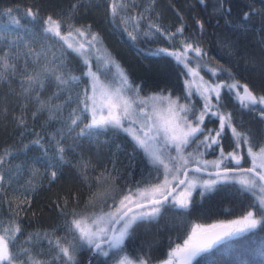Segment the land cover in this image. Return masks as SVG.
Returning a JSON list of instances; mask_svg holds the SVG:
<instances>
[{"label":"snow or ice","instance_id":"obj_1","mask_svg":"<svg viewBox=\"0 0 264 264\" xmlns=\"http://www.w3.org/2000/svg\"><path fill=\"white\" fill-rule=\"evenodd\" d=\"M199 2L205 4L206 0ZM152 3L154 4L155 0H152ZM224 3L225 0H217L215 11L223 15L225 25L233 32L246 33L252 24L253 14L261 17L260 27L264 32V8H250L242 14L239 23H234L229 18L231 8L226 9ZM72 7L76 8L77 5ZM127 7L124 0H112L110 13L114 18L119 17ZM3 11L10 17L11 24L25 29L26 45L35 35L56 40L61 45L62 55H75L84 69L79 74L63 71L61 69L66 65L61 61L58 68L45 67L35 74L29 70L26 63L20 72L23 93L28 97L35 93L39 111L48 112L42 128H52L43 135L35 133L36 138L30 141V144L38 146L39 158L31 164L26 161L23 166L24 169H30L28 183L31 187L24 188L21 185L25 197H30L37 191L39 185L33 179L36 175H47L50 182L59 178L62 169L71 164L67 154L79 146L77 141L106 136L109 132L124 133L130 139L134 152L140 151L145 157L148 176H142L140 180L130 184L119 201L112 196H106L105 203L109 199L112 200L108 211L82 214L73 209L70 213L72 219L65 221L63 225L66 232L64 237L53 239L48 233L43 236L39 232L29 233L18 245L17 240L23 234V229L14 218L8 221L0 219V264H80L78 255L84 248L93 254V258L99 256L111 259L112 264H150V253H145L144 256L137 254L133 259L127 251L126 242L134 227L138 223L158 221L163 211L169 207L191 209L197 203L194 192H198L199 197L204 199L224 185L237 186L238 192L252 196L248 210L226 224L209 226L211 229H220L210 236L204 235L203 226L191 225L188 238L182 244H175L170 248L166 254L167 259L159 264H191L192 259L200 254L226 248L234 240L255 230L264 229V128L260 130L261 137L258 138L251 129L240 131L233 126L232 113L222 115L211 110L213 99L217 108L222 106L223 90L232 95L241 110L256 113L264 124V94L255 93L247 84L242 85L230 69L220 66L209 69V72L213 77L226 73L228 79L209 84L204 91L199 87L193 90L190 81H184V98L189 99L188 104H180L181 97L173 98L170 92L142 95V85L131 79L127 70L106 48L103 49V54H100L103 38L92 31V25L77 27L75 23L69 22L70 15L50 13L42 16L40 8L29 7L23 12V17L27 18L28 23H34L39 28L38 33L30 34L27 32V25L21 24V18L12 15L13 8ZM145 18L141 12L137 16L121 20L123 24H132L133 31L124 29L131 41H137L141 34L146 38L159 35L174 46L178 39L180 47L175 50L157 48L145 51L152 56L163 54L173 58L186 70L182 75H198L195 69L189 67L192 62H196L200 69L207 68V63H202L203 57L208 55L207 51L197 42L184 36L183 22L175 31H167L149 21L148 30L144 31L140 22ZM181 20L183 21V17ZM196 25L203 33L204 23L197 19ZM62 29L66 30L63 34ZM19 39L20 37H17V40ZM260 42L264 45V35L260 37ZM224 43L229 48L235 47L231 39L225 38ZM31 52L29 49L26 57ZM0 53V79H7L6 72L16 74L18 65L13 63L16 57L6 50L0 49ZM189 53L193 55L190 56ZM35 55L39 58L41 53L36 52ZM36 62L38 63V59ZM51 63H55V60ZM49 79L55 80L57 91L44 100L40 90L46 87ZM65 93L67 95L62 103H52ZM193 95L200 96L205 101L199 113L190 101ZM37 115L38 112L32 113L34 118ZM210 116L219 119V129L203 127L205 118ZM17 120L18 126L27 131L23 113ZM53 124L60 126L53 128ZM226 129L230 130L234 144L233 151L227 153L221 145L222 134ZM20 135L23 136L24 132ZM201 136L203 139H200ZM69 137L73 140L71 145L65 143ZM23 148L31 150L29 145H23ZM116 148L119 149L120 145H116ZM217 149V159H203L207 154H216ZM16 151L17 149L11 147L0 151V193L4 191V186L17 183L14 177L18 178L22 170L20 165L16 166L15 171L4 167L9 163V158H14ZM247 160L251 161V167H242V163ZM40 167L44 169V173H40ZM110 175L111 172L106 168L105 172L96 178L97 183H107ZM203 175L214 178L203 179ZM157 196L159 198H155ZM9 203L11 206V202ZM30 203V198L22 199L16 207L22 210L23 206ZM93 203V200L88 201L89 205ZM57 207L62 215H69L65 211L67 202ZM225 213L230 215L231 209H225ZM43 240H47L48 245L55 249V255L49 260L38 258L43 254V249L35 251L36 242ZM89 264H92V260Z\"/></svg>","mask_w":264,"mask_h":264},{"label":"trees","instance_id":"obj_2","mask_svg":"<svg viewBox=\"0 0 264 264\" xmlns=\"http://www.w3.org/2000/svg\"><path fill=\"white\" fill-rule=\"evenodd\" d=\"M124 2L128 7L119 17L114 18L110 13L112 0H0V49L11 52L16 57L13 63L18 65L15 75L6 72L7 79H0V151L9 147L17 149L14 158H9V163L4 167L12 171H15L17 165L22 168L18 178L14 177L17 183L4 186V191L0 193V219L8 221L14 218L23 229V234L17 240L18 245L29 233L39 232L42 236L48 233L53 239L64 237L66 232L63 225L65 221L72 219L70 213L73 209L82 214L109 210L108 205L112 200L109 199L105 203L104 198L112 196L119 201L130 184L140 180L142 176H148V167L144 155L140 151L134 152L132 142L124 133L109 132L106 136L100 135L91 140L77 141L76 144L79 146L74 147V151L67 154L71 164L62 169V174L55 181L50 182L47 175H36L33 179L39 187L35 193L30 197H25L24 190L20 194L17 193L16 186L19 183L23 184L26 181L24 188L31 187L28 183L30 169L23 168L25 162L31 164L39 158L38 146L30 144V141L36 138L35 133L43 135L52 130L48 127L42 128L48 112L39 111V104L34 98L35 93H32L31 97L23 93L20 72L23 71L26 63L29 70L35 74L45 67L58 68L61 61L66 65L61 69L63 71L79 74L84 69L75 55H62L61 45L56 40L35 35L26 45L25 29L11 24L10 17L4 13V9L13 8L12 15L21 18V24L27 25V32L30 34L38 33L39 28L34 23H28L27 18L23 17V12L29 7L40 8L42 16L50 13L70 15L69 22L75 23L77 27L92 25V31L103 38L100 54H103V49L106 48L127 70L131 79L142 85V95L170 92L173 98L181 97L180 104H188L189 99L184 98V81L189 80L195 90L196 85L193 80L197 77L182 75L186 70L173 58L163 54L152 56L145 51L157 48L175 50L180 47L178 39L173 46L172 42L162 36L146 38L141 34L139 39L133 42L124 31L125 28L127 31H133L131 22L123 24L121 20L143 12L146 18L140 22V26L144 31L148 30L149 21L167 31H175L183 22L184 36L190 41L197 42L208 53L202 61L207 63V68H198L196 62L189 64L203 81L209 84L226 81L228 79L226 73L213 77L209 72V69L223 66L230 69L240 83H246L257 94H264V45L260 42L264 32L261 31L260 16L253 14L249 30L241 34L233 32L226 26L223 15L215 11L217 0H206L205 4H201L198 0H155L154 4L152 0H124ZM74 4L77 5L76 8L72 7ZM224 7L231 8L229 18L234 23H239L242 14L250 8H264V0H225ZM197 19L205 25L203 33L197 28ZM64 31L66 30L62 29V34ZM17 37L20 39L17 40ZM225 38L231 39L235 47H227L224 43ZM29 49L32 52L26 57ZM36 52L41 53L39 58L36 57ZM189 55L193 54L189 53ZM54 60L55 63H51ZM93 71H95L94 63ZM40 91L41 98L47 100L57 91L55 80L49 79L46 87ZM221 93L222 106L217 108L213 99L211 110L218 111L222 115L232 113L233 126L240 131H246L249 127L260 138V130L264 128V124L258 119L257 114L241 110L231 94L223 90ZM66 95L67 93L59 99H54L52 103H62ZM190 101L195 105L197 113L205 103L197 95L190 97ZM33 112H38L36 118L32 116ZM22 113L27 131L24 127L18 126L17 118ZM59 126V124L52 125L53 128ZM217 126L220 127L217 117L205 118L203 125L205 129H214ZM21 132H24L23 136L20 135ZM65 143L73 144L72 138L69 137ZM23 145H29L31 150L24 149ZM116 145H120V148L117 149ZM221 145L224 149L234 147L230 130L226 129L222 134ZM84 165L87 167L85 168ZM106 168L111 172L108 182L97 183L96 178L101 176ZM40 173H44L42 167ZM94 191H98L100 196L91 199V193ZM193 195L197 203L191 209L169 207L163 211L158 221L138 223L134 227L126 242L127 251L133 259L137 254L144 256L145 253H150L152 257L150 263L155 264L167 257V252L175 244L183 243L191 230V225L203 226L216 221L232 220L244 214L248 210L247 206L252 203V196L238 192L237 186H220L204 199L199 197L198 192H194ZM27 198L31 199V203L23 206L22 210L17 209L16 206L20 201ZM89 200H93L94 203L89 205ZM65 202H67L65 211L69 215H62L57 207V205L63 206ZM225 209H231V214H226ZM40 249H43V254L38 257L41 260H49L55 255V249L48 245L47 240L36 242L35 251L39 252ZM88 254L87 248L79 253L80 264L85 263ZM90 260L92 264H112L111 259L99 256L93 258V254ZM191 264H264V229L246 234L234 240L226 248L200 254L192 259Z\"/></svg>","mask_w":264,"mask_h":264},{"label":"rangeland","instance_id":"obj_3","mask_svg":"<svg viewBox=\"0 0 264 264\" xmlns=\"http://www.w3.org/2000/svg\"><path fill=\"white\" fill-rule=\"evenodd\" d=\"M195 76L197 77V79H195V77H194L193 82L195 83L196 88L199 87L201 91H204V89L208 87L209 82H205V81L201 80L202 77H201L200 75H195ZM193 82H192V83H193ZM150 94H154V93H150ZM150 94H148V95H150ZM164 94H166V93H164ZM216 128L219 129V126L215 127L214 129H216ZM248 129H249V127L246 128V130H248ZM213 133H214V132H213ZM201 139H203V136H202ZM233 148H234V147H233ZM233 148L224 149V150H225V152L227 153V152H231V151H233ZM254 150H255V149H254ZM218 155H219V149H217L216 154H207V155H205V156L203 157V159H206V160H215V159H217ZM246 165H247V166H251V161H250V160H247V161H246ZM229 167H230V166H229ZM190 175H191V173H190ZM202 178H203V179H212V178H214V177H208L207 175H203ZM25 183H26V181H24L23 184H20V183H19L18 186H16V191H17L18 194H20L21 191L24 190V188H22L21 185H25ZM155 183H159V181H157V182H155ZM97 192H98V191H94V192L91 193V194H92L91 199H96V198H98V197L100 196V193L98 194ZM177 194H178V193H177ZM18 197H19V195H18ZM18 197H17V198H18ZM16 200H17V199H16ZM113 210H114V209H113ZM107 211H108V210H107ZM242 215H243V214H242ZM239 217H240V216H239ZM237 218H238V217H237ZM234 219H236V218H234ZM232 220H233V219H232ZM190 231H191V230H190ZM164 259H167V257H165ZM164 259H162V260H160V261H163ZM160 261H158V262L155 263V264H159ZM150 264H152V263H150Z\"/></svg>","mask_w":264,"mask_h":264},{"label":"water","instance_id":"obj_4","mask_svg":"<svg viewBox=\"0 0 264 264\" xmlns=\"http://www.w3.org/2000/svg\"><path fill=\"white\" fill-rule=\"evenodd\" d=\"M199 1V0H198ZM242 85L243 84H246V83H241ZM250 88V87H249ZM242 167H244V168H248V167H251V166H242ZM209 171H215L214 169H209ZM155 198H159L158 196L157 197H155ZM229 220H221V221H216V222H213V223H210V224H207V225H203V228L205 229V233H204V235H208V236H210V235H212V234H214L215 232H217V231H219L220 229H219V227L218 228H216V229H211L209 226H211V225H217V226H219V225H221V224H226L227 222H228ZM191 232V231H190ZM190 232H189V234H190ZM188 234V235H189ZM187 238H188V236H187ZM186 238V239H187ZM92 255V253H90L89 252V254L87 255V257L85 258V263L84 264H87V261L89 260V258H90V256ZM195 258V257H194ZM193 258V259H194Z\"/></svg>","mask_w":264,"mask_h":264},{"label":"flooded vegetation","instance_id":"obj_5","mask_svg":"<svg viewBox=\"0 0 264 264\" xmlns=\"http://www.w3.org/2000/svg\"><path fill=\"white\" fill-rule=\"evenodd\" d=\"M213 135H215V133H213ZM230 167L232 166V165H229ZM242 166H247L246 164H242Z\"/></svg>","mask_w":264,"mask_h":264},{"label":"bare ground","instance_id":"obj_6","mask_svg":"<svg viewBox=\"0 0 264 264\" xmlns=\"http://www.w3.org/2000/svg\"><path fill=\"white\" fill-rule=\"evenodd\" d=\"M91 257V256H90ZM90 259V258H89ZM89 261V260H88ZM88 261H87V264H88Z\"/></svg>","mask_w":264,"mask_h":264}]
</instances>
